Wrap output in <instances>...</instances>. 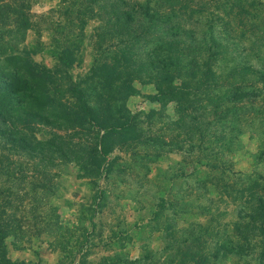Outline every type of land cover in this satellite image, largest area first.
Segmentation results:
<instances>
[{
  "label": "rangeland",
  "instance_id": "374dc122",
  "mask_svg": "<svg viewBox=\"0 0 264 264\" xmlns=\"http://www.w3.org/2000/svg\"><path fill=\"white\" fill-rule=\"evenodd\" d=\"M215 1L232 3L238 26L264 42V0ZM96 3L0 0V70L10 72L19 65L14 70L30 78L32 71L49 69L61 86L59 95L73 102L68 85L86 79L96 63L122 67L131 56L125 49L137 61L146 53L144 39L120 32L116 15L104 11L101 0ZM175 10L179 14L178 6ZM184 10L179 15L187 19ZM247 48L255 50L257 43L252 40ZM63 53L71 59L69 66L61 63ZM10 56L19 58L13 62ZM132 68L128 63L127 70ZM132 86L133 92L123 99L125 106L138 114L152 143L165 139L161 132L166 118H177L174 102L163 106L162 122L157 116L152 120L148 113L161 110L152 98L154 85L135 78ZM95 88L98 96L100 88ZM97 108V113L105 111L101 100ZM4 114L9 129L41 140L46 156L20 157L0 142V264H128L134 258L140 264H179L189 257L200 261L186 264H201L197 257L212 260L214 253L222 254L221 260L207 264H250L236 253L246 251L249 242L264 240L257 230L246 237L243 225L248 219L237 217L246 203L254 202L248 175L264 171V160L254 158L255 133L247 126L238 149L228 153L232 172L225 178L201 166L206 163L201 155L123 142L128 141L123 133L88 130L87 124L58 126L48 112L45 118L53 121L51 126L33 119L29 123L31 117L21 119L16 105ZM61 152L66 159L58 158ZM97 159L103 160L101 168ZM223 159L227 161V155ZM23 169L29 176L21 180L18 173Z\"/></svg>",
  "mask_w": 264,
  "mask_h": 264
},
{
  "label": "trees",
  "instance_id": "16d2710c",
  "mask_svg": "<svg viewBox=\"0 0 264 264\" xmlns=\"http://www.w3.org/2000/svg\"><path fill=\"white\" fill-rule=\"evenodd\" d=\"M101 1L104 11L107 9L108 14L116 15L120 32L133 35L137 41L144 39L146 53L136 61L130 49H125L131 56L122 67L116 62L96 63L90 67L86 79L68 85L73 102L59 95L61 86L54 83L56 74L49 69L32 71L30 78L20 77L16 71L19 65L13 66L16 70L10 72L0 70V142L5 147L20 157L46 156L41 140L34 136L32 141L24 132L8 128L4 109L16 105L20 115H24L21 119L31 117L29 123L33 119L37 124L51 126L53 121L45 118L48 112L58 126L61 122L75 126L87 124L88 130L98 127L104 128L109 135L124 134L123 140L128 141L123 142L154 145L157 150L166 152L184 151L190 156L201 155L206 160L201 166L219 171L225 178L232 172L228 153L238 149L239 135L247 126L257 139L254 158L264 160V42L255 35L252 38L248 29L238 26L234 20L238 15L232 3L221 4L215 0H189L191 5L187 0ZM177 6L179 14L185 9L187 19L177 13ZM191 23L193 27H189ZM252 40L257 43L255 50L247 48ZM18 58L10 56L11 61ZM60 60L63 66L71 64L65 53ZM128 63L133 67L130 70H127ZM135 78L154 85L156 93L152 98L160 103L161 110L148 113L152 120L157 116L156 121L162 122L165 118L163 106L166 102H174L177 118H166L161 132L165 139L158 137L159 140L152 143L151 137L144 135L142 121L136 119L138 114L131 113L123 102L133 92ZM97 86L100 88L98 96ZM99 100L105 105V111L97 113ZM61 154L59 159L67 158L64 152ZM107 154L104 149L102 155ZM226 155L227 161H224ZM95 162L97 168L102 167V159ZM19 174L21 180L29 176L24 169ZM248 178L252 180L249 198L254 202L249 206L246 203L237 217L248 219L243 225L246 237L254 235L256 230L264 237V171H255ZM223 187L227 188V184ZM236 231L243 235V230L237 228ZM236 254L250 264H264V240L249 242L246 251ZM222 256L214 253L212 260H208V256L195 257L202 260L201 264H207L220 261ZM171 261L173 259L168 262ZM191 261L198 263L200 260L189 257L179 264ZM127 263L140 264V259L134 258Z\"/></svg>",
  "mask_w": 264,
  "mask_h": 264
}]
</instances>
